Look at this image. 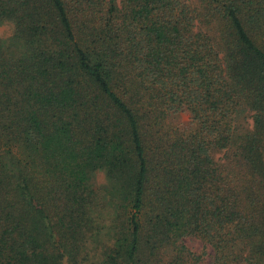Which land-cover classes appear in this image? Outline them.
Instances as JSON below:
<instances>
[{
  "label": "trees",
  "instance_id": "1",
  "mask_svg": "<svg viewBox=\"0 0 264 264\" xmlns=\"http://www.w3.org/2000/svg\"><path fill=\"white\" fill-rule=\"evenodd\" d=\"M3 22L0 264H202L188 237L264 264V0H0Z\"/></svg>",
  "mask_w": 264,
  "mask_h": 264
},
{
  "label": "rangeland",
  "instance_id": "2",
  "mask_svg": "<svg viewBox=\"0 0 264 264\" xmlns=\"http://www.w3.org/2000/svg\"><path fill=\"white\" fill-rule=\"evenodd\" d=\"M13 24L11 22H3L0 24V37L7 41L13 34ZM174 118V122L180 124H188L190 121V115L187 112L178 114ZM247 125V124H246ZM220 156V154H218ZM106 182V177L103 171H99L93 174L92 183L94 186H100ZM185 244L195 253L202 255V264H210L213 260L214 249L211 245L206 244L203 240L193 237H188L184 239Z\"/></svg>",
  "mask_w": 264,
  "mask_h": 264
}]
</instances>
